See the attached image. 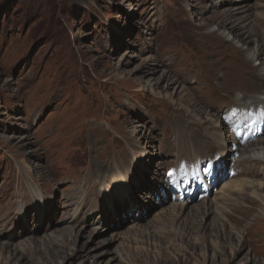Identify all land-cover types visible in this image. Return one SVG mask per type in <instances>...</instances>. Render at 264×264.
Returning <instances> with one entry per match:
<instances>
[{
	"label": "rangeland",
	"instance_id": "obj_1",
	"mask_svg": "<svg viewBox=\"0 0 264 264\" xmlns=\"http://www.w3.org/2000/svg\"><path fill=\"white\" fill-rule=\"evenodd\" d=\"M232 14L246 34L256 28L251 40L264 38V0H0V264H32L40 250L50 264H264L255 231L247 237L255 247L228 262L246 223L232 225L230 240L214 232L195 248L204 233L188 224L203 216L179 217L182 202L157 194L169 183L163 173L182 158L231 160L227 126L206 148L213 111L201 99L209 88L220 111L245 105L250 94L264 99V90L244 93L236 78L216 97L225 71L213 72L194 49ZM231 42L244 53L253 46ZM227 43L206 50L220 61ZM263 62L252 65L261 70ZM251 167L264 172V163L239 171ZM228 180L210 198L183 202L222 203ZM123 183L126 193L117 195ZM38 194L45 201L35 207ZM235 197L225 202L230 211L244 203ZM256 206L253 217L264 210Z\"/></svg>",
	"mask_w": 264,
	"mask_h": 264
},
{
	"label": "bare ground",
	"instance_id": "obj_2",
	"mask_svg": "<svg viewBox=\"0 0 264 264\" xmlns=\"http://www.w3.org/2000/svg\"><path fill=\"white\" fill-rule=\"evenodd\" d=\"M237 20L238 19H235V16L233 14L229 15L218 25V27L215 31H212L209 34L206 32V33H204L203 36H199L197 40L193 41L195 43L194 49H196L197 54H200V53L202 54L203 52L206 53L204 55V57L206 56V58L211 61V63L209 64V68H212L213 72L217 73L218 68L223 69V71H225L223 83H221V86H219L220 88L216 89V91H215L216 97H219L224 92L225 88H228V89L232 88V84H233L232 81L234 80V78L239 80L237 85L239 83L241 84V86L243 87V90H245L244 93H246L248 91H251V93H257V92L264 90V69L260 70L258 68H254V66L252 65L253 63H255L257 61H261V63H262V61L264 60V38L263 39L260 38V40H258V41L254 40V39L251 40L250 38L252 37L253 33L256 32V30H255L256 28L253 26V30L250 29V32L248 34H246L247 32L243 31V26H239L238 23H235V22L240 23V20L239 21H237ZM217 32H221V34L218 35ZM250 33H251V37L249 36ZM221 37L223 39H221ZM215 40L218 42H223V41H229L230 42V43L226 44V47H224V46L222 47V54L223 55H222V59L221 60L219 59L220 61L213 60L212 58L215 55V53H213V55H212L211 52L206 50L208 47L214 45ZM231 40L237 44L242 42V43H246V45H252V43H253V46H252V48H248V50H247L248 53L247 52L244 53L242 48L236 47L235 45H233ZM260 41H261V43H260ZM218 52L219 51L216 52V55ZM199 57H203V56L199 55ZM160 65L163 66V64L159 63V67H161ZM195 65L196 66L199 65L198 62ZM148 69H149V71H148L149 74H151L152 72H153V74H155L159 70L158 67L157 68L153 67L151 69L147 67V70ZM230 75H231L232 80L229 78ZM161 79H165L164 74H162ZM208 92L212 93L213 88H209L207 90L206 94L204 95V99L203 98L201 99V101H202L201 104L204 105V107H210L212 109V110L210 109V111H213L215 114L219 115L218 114L219 112L216 109L218 106L215 105L214 103H213L214 105L211 104V102L209 101V98H208ZM242 95L246 96L247 94H242ZM256 95L257 94H250L251 99H249V102L245 103V105L242 104L241 102H238L239 108L240 107L249 108V107L257 106L259 104L264 103V99L258 98V97H256ZM199 112L202 113L201 111H199ZM213 112H211V114L210 113L206 114L208 116L207 121H210V123H211L210 131H209L210 133H207V135H206V137H208V139L210 141V142L207 141V143H209V145L206 147L207 149H208V147H211V146L217 144L215 142L220 143V138L222 136H224V132H225L224 127L226 126L225 124H222V122L217 121L218 117ZM195 126H196V124H195ZM216 137L219 138V139H217L219 141H215L214 138H216ZM230 139H232V141L234 142L233 137H231ZM204 140H205V142H203V145L206 143L205 136H204ZM221 144H223V143H221ZM228 152H230V150ZM231 152H232V150H231ZM236 152L238 153V159L235 160V168L238 171L240 170V167L246 163H264V138L259 139L256 142L251 143L249 145H246L243 147H238V149H236ZM220 156H223L222 153H220ZM229 156H230V154H229ZM230 158L232 159V156H230ZM245 167H247V166H245ZM240 173L245 174L247 176L255 177V178L256 177L257 178H260V177L264 178V172L257 171L255 168H252V167L250 169L245 168V169L241 170ZM237 180H239V179L237 178ZM127 186L128 185H125L124 183H123V185L120 184L119 186H117L118 189H116V191H115L117 193V195H125L126 192L124 190H127V188H128ZM223 186H224L223 195H221L220 198L218 199V200H221L222 203H218V202L214 203L213 202L214 200L212 201L213 204L216 206V208L213 207V204L210 205L209 202L206 204L200 205V207H198L196 209L194 208V205H192V203L182 202L180 204V206L182 207V210L176 211V214H178L179 217H181L182 214H187L186 218L190 219V217H189L190 213L193 211H197V214L199 217H201V215L203 216V217H201L202 220L200 223H198V225H196V223L188 224V227H189L191 232H194L195 228H198L199 234L201 232L204 233L202 238H198V240H195V243H194L195 248H197L199 246V242H203V240H204V242H208L207 240H208L209 234H213L214 232L217 235L220 233L222 237L224 236L225 241L230 240V237H229L230 231L234 230L233 229L234 227H232V225L233 224L234 225H241L243 223H246V232H247L246 239L244 237L239 241V246H238V249L236 250L235 254H233L234 256H232L231 259L230 258L228 259V262L233 263V261L238 256V253H240L244 247H246V246L251 247L253 245L252 240H247V237L248 236L250 237L254 231L258 234V236H260L259 237L260 241L264 240V237H263V233H264V210H263V208L258 213L259 216L253 217V214L255 212V208L257 207L256 205L258 203L264 207V193H263L264 192V181L263 180L262 181H258V180L257 181H250V180H244V179H242L240 181L228 180L227 182H225L222 185V187ZM233 195H235L237 197L241 196L244 203L243 204L238 203V205L240 204L238 206V208L230 211L229 208H227L225 202H227L228 199L230 198V196H233ZM237 197H235V198H237ZM42 201L44 202L45 198L39 194L36 195L34 206L35 207L39 206V203ZM233 209H234V207H233ZM237 214L239 215V217L236 216ZM212 215H213V217L215 215H217V217L215 216V218H213ZM211 217H212V219H211ZM252 217H253V219H251ZM218 218L221 219L222 222L218 221ZM160 222H162V221H160ZM216 222H218V223H216ZM64 229H65V226H64ZM69 229L73 230L72 228H69ZM151 232H153V231H151ZM71 233L72 232H70V238L72 237ZM160 234L162 236L165 235L163 237V239H166V240L168 239V241H170L169 240L170 236L167 233L161 232ZM51 236H53V235H51ZM185 237L188 238V235L181 234V236L179 238L181 240H185L184 239ZM159 238H161V237H159ZM153 240H154V238H153ZM56 241L52 242V245H53V243H57ZM58 241H59V239H58ZM71 241H73V240H71ZM66 242H70V241L68 240ZM212 242H213V240H212ZM49 244H51V243H49ZM241 244H242V246H241ZM256 244H257V242H256ZM75 245L77 246V244H75ZM171 247H172V245H171ZM29 248H31V247H29ZM40 248H41V246H40ZM193 248H194V246H193ZM31 249H33V247ZM253 249L255 250V248H253ZM41 252H42L41 250L39 252H36V251L34 252V255H33L34 260L32 261V264H44V263L50 264V263H48V258L41 255L42 254ZM64 252H62V254L65 255L67 252H69V248L65 253ZM221 253H222L221 254L222 256H225L223 252H221ZM36 255H39L40 259H37ZM35 257H36V259H35ZM50 257H49V260L50 259L56 260L53 256L51 258ZM231 260H233V261H231ZM163 261H165V260H163ZM167 261H169V260H167ZM42 262H44V263H42Z\"/></svg>",
	"mask_w": 264,
	"mask_h": 264
}]
</instances>
